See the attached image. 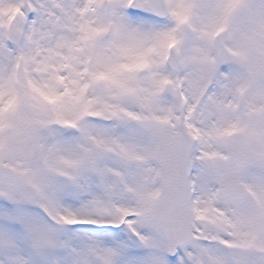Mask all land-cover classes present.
I'll return each mask as SVG.
<instances>
[{
  "label": "snow or ice",
  "instance_id": "1",
  "mask_svg": "<svg viewBox=\"0 0 264 264\" xmlns=\"http://www.w3.org/2000/svg\"><path fill=\"white\" fill-rule=\"evenodd\" d=\"M0 264H264V0H0Z\"/></svg>",
  "mask_w": 264,
  "mask_h": 264
}]
</instances>
